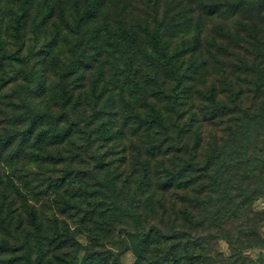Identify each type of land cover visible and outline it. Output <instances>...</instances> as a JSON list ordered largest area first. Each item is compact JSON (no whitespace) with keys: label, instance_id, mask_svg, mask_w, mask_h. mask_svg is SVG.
<instances>
[{"label":"trees","instance_id":"obj_1","mask_svg":"<svg viewBox=\"0 0 264 264\" xmlns=\"http://www.w3.org/2000/svg\"><path fill=\"white\" fill-rule=\"evenodd\" d=\"M19 2L80 34V94L0 77V264H264V0Z\"/></svg>","mask_w":264,"mask_h":264},{"label":"rangeland","instance_id":"obj_2","mask_svg":"<svg viewBox=\"0 0 264 264\" xmlns=\"http://www.w3.org/2000/svg\"><path fill=\"white\" fill-rule=\"evenodd\" d=\"M21 9L22 5L19 0H0V38L5 43L9 53L18 52L16 59L3 60V63L0 64V77L3 79L18 77L15 82H8L3 86L2 91L12 92L19 86L35 91L38 88V81L43 79L45 73L49 94L46 98L42 96L34 98L35 106L44 104L48 99H55L56 101L59 95H66L65 93L71 94L77 99L80 94V34H67L65 37L56 40L49 37V32L55 30L52 21L47 22V26L42 24L34 26L33 22L39 19L32 21L30 18L25 27L17 30L11 19L16 13L21 12ZM31 11H35V9ZM127 60V56L120 58V65L126 63ZM29 74L35 78V81L23 80ZM63 74H65L64 77ZM77 107L78 110L75 113L82 109L85 110V113L90 111L88 105H82V109L79 104ZM101 151L103 150L99 152ZM254 205L257 209L264 208V201L259 198L254 202ZM125 238L126 235H122L115 238L114 241L107 242L105 246H109L116 253L118 264H133L136 255L130 248L125 247L127 243ZM78 239L83 243L86 240L82 234L78 235ZM217 249L225 255L229 254L226 239L220 238L218 240ZM248 252L255 255L258 252H264V248L255 247ZM31 255L32 260H34L35 254L32 253Z\"/></svg>","mask_w":264,"mask_h":264}]
</instances>
